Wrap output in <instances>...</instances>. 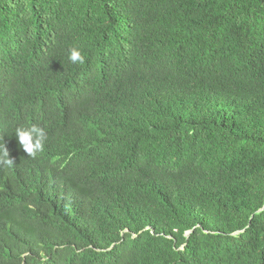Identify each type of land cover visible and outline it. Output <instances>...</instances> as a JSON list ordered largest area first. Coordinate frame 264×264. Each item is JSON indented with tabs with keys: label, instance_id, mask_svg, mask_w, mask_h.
<instances>
[{
	"label": "trees",
	"instance_id": "1",
	"mask_svg": "<svg viewBox=\"0 0 264 264\" xmlns=\"http://www.w3.org/2000/svg\"><path fill=\"white\" fill-rule=\"evenodd\" d=\"M37 70L76 168L0 264H264V0H0V87Z\"/></svg>",
	"mask_w": 264,
	"mask_h": 264
},
{
	"label": "clouds",
	"instance_id": "2",
	"mask_svg": "<svg viewBox=\"0 0 264 264\" xmlns=\"http://www.w3.org/2000/svg\"><path fill=\"white\" fill-rule=\"evenodd\" d=\"M68 60L83 64L85 57L78 47L67 50ZM42 70L14 79L0 87V163L12 167L15 145L25 155L18 169L17 180H6L0 174V226L15 204L44 207L47 201H58L67 195L65 175L75 170L76 161L53 152L55 137L38 126L45 112L46 89L40 75ZM47 140V141H46ZM11 187L5 191L6 187Z\"/></svg>",
	"mask_w": 264,
	"mask_h": 264
}]
</instances>
